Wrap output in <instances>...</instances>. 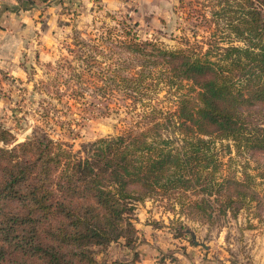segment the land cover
<instances>
[{
    "label": "trees",
    "instance_id": "obj_1",
    "mask_svg": "<svg viewBox=\"0 0 264 264\" xmlns=\"http://www.w3.org/2000/svg\"><path fill=\"white\" fill-rule=\"evenodd\" d=\"M178 1L175 12L194 18L204 33L193 42L185 36L173 48L140 38L139 22L132 16L119 20L106 11L123 26L106 36L105 44L115 54L111 66L127 71L111 80L140 96L153 81H165L178 91L187 81L189 87L179 94L173 111L151 107L123 132L82 142L76 150L36 129L30 139L16 143L15 134L0 123V264H101L95 247L121 237L135 249L137 204L154 194L181 199L184 191L209 196L217 191L226 192L228 200L258 199L246 185L253 179L250 174L244 180L221 179L211 140L204 136L232 140L241 152L264 150V0ZM220 28L227 33L222 37H234L227 46L220 45ZM73 43L83 49L88 45L79 37ZM94 50H80L75 57L91 69L97 66ZM74 69L62 86L76 100L84 80ZM59 76L51 79V95L62 99ZM52 113L41 112L48 125L50 118L58 122ZM172 124L177 126L174 134ZM164 130L169 134L164 136ZM260 175L264 179V171ZM207 201L203 196L181 209L210 220L214 209L237 215L243 208H216ZM255 209L264 211L263 202L258 200ZM136 259L130 261L135 264Z\"/></svg>",
    "mask_w": 264,
    "mask_h": 264
},
{
    "label": "rangeland",
    "instance_id": "obj_2",
    "mask_svg": "<svg viewBox=\"0 0 264 264\" xmlns=\"http://www.w3.org/2000/svg\"><path fill=\"white\" fill-rule=\"evenodd\" d=\"M121 1L118 9L110 11L114 12L119 20L128 14L134 21L139 22L136 27L137 34L143 40H151L162 43L167 48H173L180 46L185 36L192 42L202 39L201 33H204V30L196 28L194 18L186 19L181 10L175 12L176 6H179L178 0ZM102 9L88 27L78 28L68 39L61 42L51 60L35 59L27 63V75L23 79L13 80L11 76L0 73V123L15 134L16 143L30 139L36 133V129L42 133L48 132L55 139L68 141L76 150L82 142L123 132L128 126L141 120L142 115L150 113L151 107L164 112L173 111L179 94L187 91L189 87L187 81H183L184 87L179 91L170 88L165 81L160 80L158 84L153 81L151 88L142 91V96L115 84L116 81L111 79H114L119 69L116 67L118 65L111 66L115 54L107 48L105 40L110 32L116 35L123 26L107 15L106 11L109 10ZM217 32L221 37L219 38L221 46H227L234 39V37L230 39L229 36L222 37L227 33L221 28ZM75 37L84 40L88 45L84 49L75 45L73 43ZM233 42L240 43L238 40ZM94 44H98L96 48ZM69 48L75 52L71 53ZM92 49H95L97 66L89 69L81 64L75 55L80 50L92 54ZM59 64L62 66H58ZM73 69L75 72H81L84 80L83 94L76 100L65 95L67 92L62 86L63 82L69 79ZM121 72L126 74L127 71ZM57 73H60V92L64 93L62 99L51 95L54 90L52 86L54 81L51 79ZM93 80L97 82V89ZM150 82L151 79H148V83ZM47 109H51L52 114L58 116L56 117L58 122L51 118L48 119L51 120L50 125L44 122L41 112L44 113ZM62 122H65L64 129L60 128ZM169 128L173 134L177 130V126L173 124ZM163 134L166 136L169 133L164 130ZM204 138L211 140L210 147L216 155L217 162L220 163L218 174L222 175L221 179L224 176H231L244 180L245 173L250 174L253 179L246 185L251 186L258 199L251 202L245 198L228 200L223 195L226 192L217 191L211 196L206 193L184 191L181 199H175L174 196L167 194H154L137 204L133 218L136 221L139 218L138 214H141L140 218L162 233L161 239L165 243L174 244L170 251H164V255L158 260L159 264L165 263V256L173 258V250L190 248L208 254L204 250L209 247H213L217 252L223 251L224 254L244 264H252L253 252L256 248L264 246V211L255 209L258 200L264 204V179L260 175L264 171V150L241 152L237 150L232 140L218 137L210 139L207 136ZM219 187L222 186L218 185L217 188ZM203 196L208 199L206 203L216 208L222 205L243 208L237 215H233L231 211L220 214L214 209L210 220L191 216L188 211L181 209L183 204ZM190 232H193L198 242L204 243L205 246L195 244ZM125 242L127 243V238L121 237L107 247H95L94 256L101 264H115L113 260H116V264L120 261V264H133L130 260L138 258L135 249L141 246L143 236L139 234L135 249L127 246Z\"/></svg>",
    "mask_w": 264,
    "mask_h": 264
},
{
    "label": "crops",
    "instance_id": "obj_3",
    "mask_svg": "<svg viewBox=\"0 0 264 264\" xmlns=\"http://www.w3.org/2000/svg\"><path fill=\"white\" fill-rule=\"evenodd\" d=\"M101 4L106 10L118 9L121 0H0V70L13 80L27 75V63L35 59L49 61L61 42L78 28L88 27ZM138 219L135 225L143 236L135 249V264H159L164 251L174 244L161 239L158 229ZM263 246V245H262ZM253 252L252 264H264V246ZM205 254L198 249L173 250L162 264H244L223 251L209 247ZM115 261V260H113Z\"/></svg>",
    "mask_w": 264,
    "mask_h": 264
},
{
    "label": "water",
    "instance_id": "obj_4",
    "mask_svg": "<svg viewBox=\"0 0 264 264\" xmlns=\"http://www.w3.org/2000/svg\"><path fill=\"white\" fill-rule=\"evenodd\" d=\"M188 232H189V231H188ZM190 234H191L192 239H193V241H194L195 244H201V245L205 246L204 243H200V242H198V240L196 239V236H195V234H194L193 232H190Z\"/></svg>",
    "mask_w": 264,
    "mask_h": 264
}]
</instances>
